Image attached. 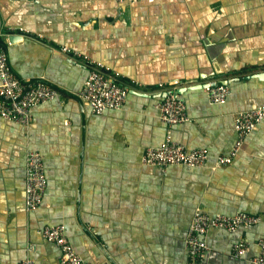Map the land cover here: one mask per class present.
Wrapping results in <instances>:
<instances>
[{"label": "crops", "instance_id": "0c3cea01", "mask_svg": "<svg viewBox=\"0 0 264 264\" xmlns=\"http://www.w3.org/2000/svg\"><path fill=\"white\" fill-rule=\"evenodd\" d=\"M0 42L18 76L61 89L33 109L28 126L0 117L1 264L29 256L60 264V249L41 233L59 223L93 264H189L185 237L196 208L260 215L255 225L206 234L204 264H252L264 236V119L230 164L217 162L235 142L234 113L264 103V0H0ZM64 45L124 75L121 109L96 114L81 101L88 67L63 54ZM214 81L229 86L225 103L209 101ZM170 91L189 116L171 127L155 107ZM167 134L206 148L207 162L143 164ZM32 149L43 155L48 183L40 207L27 211ZM241 241L249 249L236 256Z\"/></svg>", "mask_w": 264, "mask_h": 264}, {"label": "built area", "instance_id": "2783aa9c", "mask_svg": "<svg viewBox=\"0 0 264 264\" xmlns=\"http://www.w3.org/2000/svg\"><path fill=\"white\" fill-rule=\"evenodd\" d=\"M123 2L126 0H118ZM136 1V0H129ZM154 1V0H148ZM63 54L75 61H81L88 67V74L82 89L77 93L81 101L87 103L92 111L101 114L107 109H121L128 97L129 87L124 75L112 69L82 51L69 46L60 47ZM130 84H139L132 80ZM160 83L161 88H165ZM61 89L46 80L45 77L21 78L9 63L8 53L0 42V117L15 123L28 126L32 120L33 109L54 99ZM208 99L213 104L225 103L231 94L229 86L221 82H210L206 87ZM160 119L169 127L189 121L186 103L173 92H167L155 103ZM235 142L228 152L218 156V166L230 164L242 149L247 136L264 119V103L258 108L240 110L234 113ZM208 159L206 148L188 149L175 141L170 134L158 146L148 147L142 163L165 169L169 165L201 167ZM48 178L41 152L29 150L25 165V208L27 211L37 210L43 201ZM261 220L260 215L239 211L233 214L211 213L196 208L185 237V245L189 264H204L209 249L206 234L211 228H221L234 232L240 226H251ZM42 236L60 249V264H93L75 251L66 234L64 224H48L42 229ZM259 252L250 261L252 264H264V236L258 238ZM249 249L245 241L233 245V253L243 256ZM1 264V255H0ZM19 264H35L32 257L22 259Z\"/></svg>", "mask_w": 264, "mask_h": 264}, {"label": "water", "instance_id": "95a60500", "mask_svg": "<svg viewBox=\"0 0 264 264\" xmlns=\"http://www.w3.org/2000/svg\"><path fill=\"white\" fill-rule=\"evenodd\" d=\"M221 83H223V82H221Z\"/></svg>", "mask_w": 264, "mask_h": 264}]
</instances>
